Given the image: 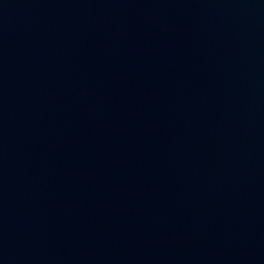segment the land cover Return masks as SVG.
<instances>
[{"label":"water","instance_id":"1","mask_svg":"<svg viewBox=\"0 0 264 264\" xmlns=\"http://www.w3.org/2000/svg\"><path fill=\"white\" fill-rule=\"evenodd\" d=\"M0 264H264V0H0Z\"/></svg>","mask_w":264,"mask_h":264}]
</instances>
